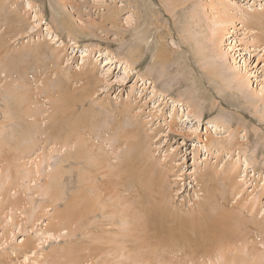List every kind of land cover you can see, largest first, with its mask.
<instances>
[{
    "label": "rangeland",
    "instance_id": "obj_1",
    "mask_svg": "<svg viewBox=\"0 0 264 264\" xmlns=\"http://www.w3.org/2000/svg\"><path fill=\"white\" fill-rule=\"evenodd\" d=\"M0 4V169L25 163L29 156H19L20 150L35 137L39 154L54 147L53 155L59 159V140L74 125L93 135L111 163L118 164L115 178L123 181L125 192L132 191L139 169L146 174L141 163L151 155L153 163L160 160L172 169L166 182L174 193L169 205L173 210L195 216L235 208L238 219L232 239L175 246L173 252L189 253L166 263L164 252L146 264H193L226 247L233 249L230 256L240 250V257L253 245L264 250V241L256 239L250 227L257 220L261 223L257 230L264 229V0H6ZM160 46L169 58L164 67L154 64ZM133 47H140L138 56L132 55ZM53 51L59 52V59ZM89 64L93 70L87 74L88 84L85 78L80 81L79 74ZM231 76L244 78L248 85L237 90ZM11 81L18 90L29 91L32 110L46 116L53 111L56 117H47L42 126L34 116L24 118L25 100L5 91ZM66 82L70 87L50 98V91ZM74 92L81 98L75 108ZM125 104L129 105L123 112ZM45 126L49 129L40 134ZM117 146L121 148L112 155ZM53 155L50 161L55 164ZM73 159L63 164L60 187L68 197L59 200L58 208L48 195L37 193L46 180L35 170L15 181L13 195L8 193L19 205H11L0 193V264H72L66 257L71 248L77 256H87L88 247L96 245L98 253L85 257L88 261L83 264H130L126 258L132 250L118 257L116 244L110 243L116 249L103 251L102 245L109 247L105 238L114 233L102 228H121L125 233L127 225L119 221L120 227L99 226L100 219L111 221L101 212L99 223L94 219L86 228L73 225L76 229L68 236L65 231L59 238L48 236L60 227L57 211H63L80 185L77 167L85 161ZM30 162L24 168L34 167ZM231 164L236 166L235 183L223 176ZM179 174L183 179L175 183ZM97 175L99 180L105 178ZM159 183L155 180L154 185ZM31 205L35 216L28 219L26 209ZM245 232L251 240L247 238L243 248Z\"/></svg>",
    "mask_w": 264,
    "mask_h": 264
},
{
    "label": "bare ground",
    "instance_id": "obj_2",
    "mask_svg": "<svg viewBox=\"0 0 264 264\" xmlns=\"http://www.w3.org/2000/svg\"><path fill=\"white\" fill-rule=\"evenodd\" d=\"M3 1L5 2L6 0H0V2H3ZM222 21L221 22L223 24H225L227 20L224 19ZM226 29L227 28L225 26L223 28L221 27V30H223V31ZM222 37H224V32L220 34V38H222ZM262 45H264V43H262ZM206 48H207L206 50L211 49V47L209 48V46ZM213 48H212V50H213ZM130 51H131L132 55H135V54H137L138 51H140V47H133L130 49ZM209 52L210 51H208V53ZM52 53L54 54L55 51H53ZM216 54L217 53H215V55ZM137 56H138V54H137ZM212 56L213 55H211V57ZM55 57H56V59L60 58L59 52L56 51ZM168 59L169 58L164 54L163 47L160 46L157 49L155 59H154V61H155L154 64L160 63V64H162V67H164L163 63L167 62L166 60H168ZM216 63L218 64V62H216ZM214 65H210V66L212 67ZM130 66H132V64H130ZM221 66H222V64H221ZM214 68H215V66H214ZM92 70L93 69H91V66L89 64V68L87 67V69H84L79 74L81 76L80 81H82L85 78V79H87L86 80L87 82H84V83H88V84L91 83V80H88L89 78L87 77V74L88 73L91 74ZM212 74H214V73H212ZM223 78H225V77H223ZM68 79H69V77H68ZM229 79H230L231 83L237 88V90L242 91L243 88L248 85V83L245 82L244 78L242 79L240 77H232L231 76V77H229ZM69 84H70L69 82H66V83H61V84L57 85V87H56V88H58L57 91H54V90L50 91V93H49L50 98H51V96H53L55 94V92L59 93V92H61L62 89L66 88V87H70ZM6 87L7 88L5 91L9 95H11V96L17 95L15 97H20L23 100H25L24 118L34 116V122L42 126L43 122L44 121L46 122L48 120V118L54 119L56 117V113L53 111L49 116H46L44 111L40 112L37 110L36 111L32 110L30 108L31 104H29V101L27 99V98H29V100H30L29 91L24 90V89L18 90L20 88H16L15 83H13L12 81H11V83H8L6 85ZM87 88L90 89L88 86H87ZM75 93L76 92L73 93L74 94L73 98L77 99L78 102L76 101L74 108H75V106H79V101H81L80 100L81 98L79 99L75 95ZM64 101H66V100H64ZM82 102H83V100H82ZM20 103H23V102H20ZM128 105H126V104L124 105L125 109L123 110V112L127 110ZM74 108L72 110H74ZM77 108L75 110H77ZM195 108H196V106H195ZM197 109H198V107H197ZM192 110L193 109H191V111ZM46 112H48V111H46ZM74 113H76V111ZM199 117H200V115H199ZM20 119H23V117L20 116ZM47 126L44 127V132H39L40 130L38 132L40 134L46 133L45 131H47L46 129L49 127V126L48 127ZM56 131H57V128H56ZM48 133H49V131H48ZM53 134L56 135L55 133H53ZM123 134H125V133H123ZM123 134L121 135L122 138L125 137V135H123ZM48 136L49 135L47 134V136H46L47 140L49 139ZM56 136H54V137H56ZM60 139L61 140H59L60 141L59 148L57 149L55 147L57 149V152L61 153V155H60L61 157L59 159L56 158V156H54L55 154L53 155V152L55 150V149H53L54 147H50V149L47 148L48 151H46V150L42 151L43 147L42 148L40 147L42 153L39 154L38 153V149H39L38 148L39 147L38 141H39V139H36V137H35L33 139L34 140L33 143L28 144L22 150H20V154L18 153L19 156L26 154V156H25L26 158L29 156V159H27L24 162L29 163L30 161L31 162L34 161V167L31 168V167L26 166L24 168V166L26 164L20 163V165L16 166L15 168L12 165L13 169H11L8 166H3V165H1L2 168L0 169V193L6 194V197H7L6 200L9 201L8 203H10L11 205H14V206L19 205V204H17L18 201L16 202V199L12 200L13 196L12 197L10 195L8 196V193L13 195V193H10V191H12L13 187L15 188V185H14V184H16L15 181L17 183L21 182V179H24V177L26 175L29 176L35 170L37 176L43 177V175H45V180H46L44 183L38 185L37 193L39 192V193L45 194L46 196L48 195L50 200L52 201V204H56V208H58L57 206L59 205V200L60 199L65 200L68 197L67 195H65L68 191L65 192V189L60 187L62 172L64 169L63 164H65L64 162H66V161L69 162V160L72 158H74L73 159L74 162H79L80 160L82 161V159H83L85 161L84 164L85 165L87 164L89 166V167L87 166V169H85V165H82V164H81V166L77 167L78 173H79L78 177H79L80 185L77 187L76 190H74L72 192L71 197L69 194L70 198L65 201L64 209H62L63 211H61V210L57 211L58 209H56V211H57L56 217L59 220L57 222V224L60 227H57L58 230L55 233L48 232L47 234L49 237H55V238L58 237L59 238L62 235L61 234L62 231H65V233L67 234L66 236H68L70 232H74L76 229V228H73L74 227L73 225H75V226L79 225L80 227H85V226L87 227L91 221H94V219H97V222H98L99 217L97 216V214H98V212H101L102 216H104L105 218L110 217V219H108V220H111V221L103 222L104 218L100 219L102 221H100V223L98 222L99 226H103V225L107 226L108 225L111 228L116 227V226L120 227L119 225H121V224H119V221H122V222L126 223V225H127V230L125 233H123L121 228L119 231H116L113 229H109V227H106V228H105V226H104V228L100 227L103 229L102 232L114 233V234H110L111 236L114 235L113 237L110 238V235H109L107 239L105 238L104 243L108 244V245L110 243H115L116 247H117V249L116 248L115 249L117 250L116 252L118 254V257H120V256L124 257V256H126V255H124V251L131 253V250H132L133 251L132 254H128L127 258H126L127 260H130V264H146L147 262H151L155 258H157L158 256L162 255L164 252H165V259L164 260L166 263L173 262L175 255L177 257L178 255H183V253H185V252L189 253L188 250H185L182 253L177 254V252H173V248L175 246H179L181 248L182 247H190V246L192 247L195 242L198 243L199 241H203V240H210V241H214V244H220L221 242H224L225 239L226 240L232 239L231 237L235 234L234 230L236 229L235 225H236V221H237L238 217L236 216V213L234 212L235 211L234 207H233L234 210L230 207V209L232 211L229 210L228 208L227 209L218 208L216 213L200 212L201 215L194 214L195 216H192V215L191 216H183L179 212V210L176 209L177 211H175L172 208H170V206H169V205H171L170 197L172 196V198H173L174 193H172L173 191L169 192V190H168L169 186H168V183L166 182L167 180H169V172L172 171V169L169 167L170 165L169 166L166 165L167 163H164V164L159 163L160 160L159 161L157 160L158 163H153L154 161L153 162L151 161V155L150 156L148 155L147 158H145L143 156L146 160L143 158L145 161H143L141 164H143L142 169L146 171V174H144L143 172H139L140 169L137 171L136 176L134 174L135 172H130V175H134L136 178L135 179L132 178L133 179L132 191L125 192V190L121 187V184L123 181L122 180L119 181L115 178L118 175V173H117L118 164L111 163V161H110L111 158H109L107 156L108 153L106 154L103 151L102 146L100 145V143H98L99 141L96 142L93 135H90L89 133H84L78 127H75L73 125L69 128V130L65 133V135H63V137H61ZM123 139L125 140V138H123ZM50 140L52 141V138ZM54 140H56V139H54ZM53 144H55L54 146H56V143L53 142ZM221 144H225V143L223 142ZM119 148H121V147L120 146L119 147L117 146L116 148L114 147V150L112 151V155L117 153ZM63 152H66L65 155L63 154ZM52 155L57 159V162H55V164L51 163V161L53 160ZM115 156H117V155H115ZM34 158H36V159L38 158V160H36ZM113 158H114V156H113ZM56 159H55V161H56ZM152 160H153V158H152ZM31 162H30V164H31ZM43 163L47 164V166H45L42 169ZM8 165L10 166L11 164H8ZM21 166L23 167L22 169H24V170L20 171L18 169L19 168L21 169ZM25 169H27V173L24 172ZM133 169H134V167H133ZM235 172H236V166L234 164H231L226 169H224L223 176H225L227 178V180L232 179L233 181L232 180L231 181L235 183V180H234L235 179V175H234ZM97 174L103 175V177H105V178H103L102 180H99V178H98L99 176ZM143 174L145 175V177L143 176ZM217 174H218V172H217ZM34 178H36V176H34ZM37 179L39 180V178H37ZM182 179L183 178H182L181 174H179L176 176V179L174 181H175V183H178ZM70 180H71V178H70ZM155 180H157V182H160L158 186L154 185ZM231 184H233V183H231ZM229 187H230V185H229ZM177 190H179V188ZM168 193H169V196H168ZM62 195H64V196H62ZM1 196H3V194ZM113 197L117 199L115 202H113ZM5 202L2 201L3 204ZM0 203H1V201H0ZM6 204H7V202H6ZM0 207H1V205H0ZM21 207H22V204H20L19 208H21ZM35 209L36 208L33 205L29 206L26 209L28 219L33 218L35 216V214H34ZM236 211H238V210H236ZM36 218H35V220H36ZM97 222H96V224H98ZM251 223H252V225H250V227H252L254 229V235H256V239L258 237V239L260 238L264 241V229L262 228V231H259V230H257V227H256V226L261 225L260 221L258 222L256 220V221H253ZM90 231L92 232V230H90ZM76 232H77V230H76ZM93 232H94V234L96 233L99 235L98 229H97V231L94 229ZM251 232H253V231H251ZM251 232L249 231L248 233L251 234ZM245 233H246V235L242 238L243 239L242 241L244 244V245L242 244L243 248L247 247V243H248L247 238H248V240L250 239V236L247 235L248 233L247 232H245ZM85 235H86V233H85ZM100 236H101V234H100ZM241 237L242 236H240V238ZM101 240L102 239H100V241ZM90 241H92V240H90ZM101 244H103V243H101ZM112 246H115V245H112ZM253 246H250V247H252L250 249L248 248V252L245 251L247 253L246 256H241V257H240V253H242V252L240 250L238 251V252H240L239 255H238V253L235 252V254H236L235 256H230L229 253H231L233 251L232 248L226 247L223 250H220L219 249L220 246H219L218 251L219 250L220 251L218 254L216 253V254L209 255V257L205 258V261L203 259L201 261L196 260L193 264H263L264 263V259H263L264 250L261 251L262 248L255 247V246L253 247ZM92 247H88L89 251H91V252H89V254L87 256H80V255H79L80 257L77 256V254L74 253L77 250H74V248H71L67 252V254H66L67 256L66 255H64V256L71 259L70 263H72V264L80 263L81 259L83 262H81L80 264H83V263L88 261V259L86 261L85 257L87 258L90 255H93V254L96 255L98 253V252H95L96 251L95 249H97L98 246L96 245V247H93L94 249ZM102 248H103V251L105 253H107L108 250L110 252L115 250L114 248L112 249V247H110V245H109V247L107 245H104V246L102 245ZM106 248H107V250H106ZM243 248L241 247V250H243ZM85 249H86V246H85ZM111 249H112V251H111ZM98 250H99V248H98ZM254 251H256V254H253ZM116 252L114 251L115 254H116ZM243 252H244V250H243ZM192 253H195V252H192ZM68 254H70V255H68ZM112 255H113V253H112ZM175 260L176 259H174V261ZM186 264H188V263H186Z\"/></svg>",
    "mask_w": 264,
    "mask_h": 264
}]
</instances>
